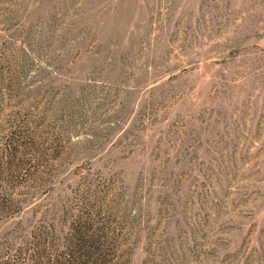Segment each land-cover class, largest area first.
<instances>
[{"label":"rangeland","instance_id":"obj_1","mask_svg":"<svg viewBox=\"0 0 264 264\" xmlns=\"http://www.w3.org/2000/svg\"><path fill=\"white\" fill-rule=\"evenodd\" d=\"M0 38L2 264L88 214L126 264H264V0H0Z\"/></svg>","mask_w":264,"mask_h":264},{"label":"trees","instance_id":"obj_2","mask_svg":"<svg viewBox=\"0 0 264 264\" xmlns=\"http://www.w3.org/2000/svg\"><path fill=\"white\" fill-rule=\"evenodd\" d=\"M31 246L33 250L25 261L13 260L10 264H126L121 234L104 225L95 214L79 216L67 234L65 246L57 253L46 234L35 236Z\"/></svg>","mask_w":264,"mask_h":264},{"label":"built area","instance_id":"obj_3","mask_svg":"<svg viewBox=\"0 0 264 264\" xmlns=\"http://www.w3.org/2000/svg\"><path fill=\"white\" fill-rule=\"evenodd\" d=\"M4 59V46L2 39L0 38V225H1V219H2V204H1V199H2V189H3V170L5 166V159H6V154H5V142H4V136H3V117H2V110H1V105H2V91H3V63ZM0 264H2V259L0 256Z\"/></svg>","mask_w":264,"mask_h":264}]
</instances>
